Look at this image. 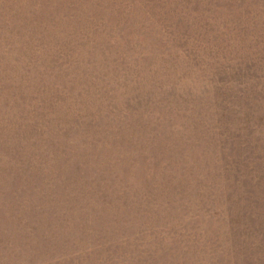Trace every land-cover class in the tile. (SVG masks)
Listing matches in <instances>:
<instances>
[{"label": "rangeland", "instance_id": "374dc122", "mask_svg": "<svg viewBox=\"0 0 264 264\" xmlns=\"http://www.w3.org/2000/svg\"><path fill=\"white\" fill-rule=\"evenodd\" d=\"M0 264H264V0H0Z\"/></svg>", "mask_w": 264, "mask_h": 264}]
</instances>
